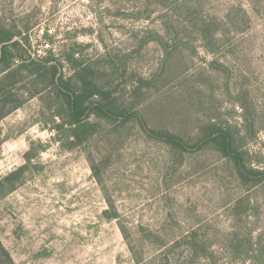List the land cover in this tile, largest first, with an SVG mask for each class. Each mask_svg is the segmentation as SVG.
Here are the masks:
<instances>
[{"label":"rangeland","instance_id":"374dc122","mask_svg":"<svg viewBox=\"0 0 264 264\" xmlns=\"http://www.w3.org/2000/svg\"><path fill=\"white\" fill-rule=\"evenodd\" d=\"M144 1L0 0V16L9 27L33 25V56H51L67 75L75 51L102 76L114 71L119 93L155 77L145 98L167 97L188 133L211 116L242 133L253 120L256 134L242 144L264 165V0H151V14ZM198 4L229 35L211 50L190 28L185 63L167 85L163 46L149 39L166 11L190 26ZM53 111L28 95L0 121V179L28 166L0 198V239L17 264H264V184H243L215 150L183 156L136 126L71 145Z\"/></svg>","mask_w":264,"mask_h":264},{"label":"trees","instance_id":"16d2710c","mask_svg":"<svg viewBox=\"0 0 264 264\" xmlns=\"http://www.w3.org/2000/svg\"><path fill=\"white\" fill-rule=\"evenodd\" d=\"M163 2L165 4L170 0ZM144 3L149 14L156 11L158 1L145 0ZM151 5L154 7L149 8ZM117 6L120 8L119 4ZM200 7L198 4L194 13L190 14V26L178 20L175 22L166 11L162 15L163 31H154L155 35L149 39V42L156 41L163 46L160 76L167 85L185 63L184 51L189 43L186 37L190 28L197 30L206 42L205 47L211 50L220 41L218 35H229L227 29L223 30L226 23L224 19L201 17ZM32 28L33 25L30 24L23 28L16 25L9 27L0 16V121L22 106L26 96H40L50 102L54 119L63 120L66 142L71 145L90 140L104 131L111 135L136 126L151 140L162 142L183 156L205 149L215 150L233 166L243 184H264V165H254L249 151L242 144L243 139L256 134L253 120L249 121L251 119L246 117L245 132L242 133L217 116H211L201 121L195 131L188 133L184 126H178L173 103L167 97L145 98L146 91L154 86L155 77H140L129 95L119 93L112 88L114 71L109 76H102L95 65L79 62L75 51L67 57L73 70L71 75H67L62 69L63 65L55 63L51 56H33L29 34ZM165 34H168L166 38ZM163 115L170 116L164 118L166 122L169 121L167 118L175 117L172 126H166L162 122ZM1 134L0 129V146L5 141ZM27 167L26 164L19 166L0 179V198L16 190L24 182ZM186 238L190 239L191 250L195 251L200 241L195 231H191ZM0 264H16L1 239Z\"/></svg>","mask_w":264,"mask_h":264},{"label":"crops","instance_id":"0c3cea01","mask_svg":"<svg viewBox=\"0 0 264 264\" xmlns=\"http://www.w3.org/2000/svg\"><path fill=\"white\" fill-rule=\"evenodd\" d=\"M2 241V240H1ZM5 245V244H4ZM12 254V253H11ZM13 256V255H12ZM14 258V257H13ZM14 260H15V258H14ZM15 262H16V260H15ZM16 264H17V262H16Z\"/></svg>","mask_w":264,"mask_h":264}]
</instances>
